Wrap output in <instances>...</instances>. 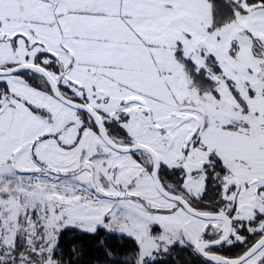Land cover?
Masks as SVG:
<instances>
[{"label": "snow or ice", "instance_id": "snow-or-ice-1", "mask_svg": "<svg viewBox=\"0 0 264 264\" xmlns=\"http://www.w3.org/2000/svg\"><path fill=\"white\" fill-rule=\"evenodd\" d=\"M0 264H264V0H0Z\"/></svg>", "mask_w": 264, "mask_h": 264}]
</instances>
